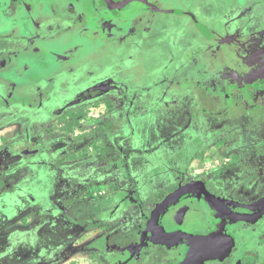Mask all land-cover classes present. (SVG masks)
<instances>
[{
	"label": "flooded vegetation",
	"instance_id": "flooded-vegetation-1",
	"mask_svg": "<svg viewBox=\"0 0 264 264\" xmlns=\"http://www.w3.org/2000/svg\"><path fill=\"white\" fill-rule=\"evenodd\" d=\"M165 1L167 0H0V18L7 19L12 24L10 31L0 32L1 103H35L37 110L53 100V105L47 107L48 110H53L48 118L68 119L65 126L68 135L73 136L74 145L86 136H92L96 141V135L103 128H92L95 124L91 120L86 122L89 128L81 123L82 109H87L84 102L101 96L106 108L116 114L117 104L114 99L117 97L103 94L99 82L108 77L104 73L107 67L119 64L114 65L118 57L120 62L125 61L130 65L132 72L135 66L140 68L146 64L149 67L158 60V43L166 36L170 39L178 34L172 31L178 29L175 19L165 15L177 11V8H170L165 5ZM197 1L200 3V10L195 12L187 9L185 14L198 25L199 15L210 6L229 4L227 8H222L223 14L233 4L239 7L240 22L236 21L237 29L234 34L225 30L221 23L222 16L214 19L212 27V22L208 21L205 23L206 29L202 26L196 30H200L201 35L208 37L211 34L216 37V43L213 38L208 48L223 45L225 65L234 68L241 79L235 84L226 81L227 83L219 85L220 89L212 91L215 101L209 103L204 95H193V90L197 88L195 84L207 92L212 88H208L203 81H187L191 82L189 87L192 90L189 92L191 99L181 103L186 112L179 116V112L169 111L168 118L175 124V128L170 130L165 127L161 131L160 134L172 133L167 134L160 146L175 144L178 155L182 156L178 159L180 162L188 161L191 156L187 165L189 168L205 155L206 147L211 143H223L225 136L235 141L241 140L232 131L225 133L224 130L240 126L244 117L248 122L240 134L242 137L245 135L244 141L247 143L241 146L245 149L234 155L238 159H227V166L213 171L211 176L193 177L192 175L201 174L193 171L187 173L192 177L175 175L166 183L169 188L164 193L157 190L144 198L141 193H135L132 197L124 198V207L121 208L111 206L109 201L114 199L113 194L106 201L109 202L107 207H97L95 200L104 194H110L105 189L99 192L98 184L78 197L69 198L66 206L65 190L61 184L65 179L60 171L58 175L57 169L43 165L42 172L47 173V168H50L49 175L54 173L48 178L51 182L45 186L43 182L34 181L32 193H28L26 197L17 191L16 194L25 201L24 207L28 204L26 200H47L42 226L40 229L37 227L30 240L36 244L42 242L38 237L42 234L47 250H55V259L50 258V264H58L62 258L67 257L64 248L73 243L72 238L74 244L75 240L80 239V233L85 232L81 231L85 220L92 225L90 230L93 235L89 241L94 249L92 264H264V207L259 203L264 199V194L255 196L257 190L264 189V0H243L247 2L243 5L242 0ZM174 3L175 0H172L171 5ZM180 32L184 35L183 29ZM174 56L176 55L171 57ZM40 59L45 63L38 64ZM182 59L183 67L186 63L183 55ZM152 68L156 69L157 65ZM3 69L16 71V77H3ZM77 72V76L72 75ZM61 77L65 79L59 80ZM59 88L62 89V95H53ZM107 100L113 102V108L108 106ZM162 100L166 99L155 97V108ZM222 105L223 108L220 107ZM227 107L230 109L226 110ZM88 109L91 110V107ZM195 109L200 111L195 112ZM151 110L154 112V109ZM149 114L143 113L137 115V118L145 116L144 121L147 123ZM34 116L32 114L30 118ZM18 118L15 117L16 120ZM157 118H161V115L155 119ZM227 119L232 122L230 126L227 125ZM115 121H120V124L114 129L108 128L110 132L124 124L122 119ZM150 122L153 123L152 120ZM31 124L28 126L31 127ZM47 145L48 151L55 148L57 151L63 150L61 157L65 158L64 150L72 144L54 141ZM186 146L190 149L195 147L193 156H186ZM32 149L31 144L28 151ZM75 157L76 151L69 156L70 159ZM47 162L41 163L48 164ZM229 165L239 167V172L235 171L232 175L233 169H227ZM162 168L158 167V170L162 171ZM155 177L159 178L153 179L154 185L161 187L162 182L159 180L163 176ZM189 183H195L197 188L205 187L221 200L223 204L220 209L215 208L199 190H195L181 194L156 215L157 206L180 186ZM52 189L57 192V197L53 200L48 197ZM9 194L6 193L7 196ZM6 198L7 203L0 201V218L16 216L12 207L20 203L18 198ZM86 203H92L94 208L88 209ZM165 234H175V238L165 243ZM188 235L197 237L194 241ZM210 238L214 243H208ZM42 250L40 246H31L25 257L43 258L45 255Z\"/></svg>",
	"mask_w": 264,
	"mask_h": 264
},
{
	"label": "rangeland",
	"instance_id": "rangeland-1",
	"mask_svg": "<svg viewBox=\"0 0 264 264\" xmlns=\"http://www.w3.org/2000/svg\"><path fill=\"white\" fill-rule=\"evenodd\" d=\"M171 2L172 0H167L165 5L170 8H177V11L165 15L175 19L178 29H172V31L178 34L170 39L166 36L162 42L158 43L159 46H156L159 47L160 52L157 53L158 60L153 65H157V68L153 69V65L147 67L146 64H143L140 68L135 66L134 72H132L130 71V65L128 63L127 65L125 61L120 62L118 57L115 59L117 62L114 65L119 64L107 67L104 73L108 77L99 82L103 94H113L114 97H117V99H114L115 104H117L116 114L106 108L105 102L100 99L101 96L84 102L87 109H82L81 123L84 125L91 120L95 124H91V126L93 125L92 128L95 126H102L103 128L102 132H98V135H96V141L92 136L89 137L84 134L86 137L76 143L81 146L74 145L73 136L68 135L67 126H65L68 119L48 118L52 115L53 110H48L47 107L53 105V100H50L47 106L37 110H35V103L5 105L0 101V201L7 203L6 197L20 200L19 204L12 207L16 216L8 215L0 218V264H50V258L55 257V250H47V243L44 244L42 234L38 237L41 239L40 241H43H36L39 242L37 243L39 245L30 240L31 236H34V231H37V227L40 229L42 226L47 200L39 199L33 202L26 200L28 204L24 207L25 201L21 200L20 196L16 194L17 191L21 193V196L26 197L28 193H32L34 191V181H38L37 183L43 182V185L47 186V183L51 182V179L48 178H51L54 174L49 175L50 168L57 169L58 175L60 171V175L65 179V182H61V184L65 190L66 206L69 204V198L78 197L88 188H92L94 184H98L99 192L105 189L110 194L98 197L95 200L97 207L103 205L107 207L106 204L110 202L112 207L121 208L124 207V198L132 197L135 193H141L142 198L157 190L164 193L169 188L166 183L175 175H180V177L211 176L213 171L221 170L223 169L222 166H227V159L229 161L238 159L234 155H237L239 150L245 149L241 147L244 143H247L244 141L245 135L242 137L240 134L244 131V126L248 122V119L244 117L240 121V126H231L224 130L225 133L232 131L234 136L241 137V140L235 141L233 138L225 136L223 143L217 141L211 143L206 147L205 155L193 162L189 168L187 165H189L188 162L191 156L188 161L180 162L178 159L182 156L178 155L175 144L170 143L167 146H160V143L167 138V134L172 133L160 134L161 131H164L165 127L170 128V130L175 128V124L171 123L168 118L169 111L175 110L176 113L179 112V116L180 113L186 112L185 106L181 103H184L188 98L191 99L189 95L192 90L189 87L191 82L187 83V81H193L194 83L203 81L208 88H212L207 92L198 87V84H195L197 88L193 90L195 91L193 95H204L205 100L209 103L215 101L216 97L212 91L219 88V85L227 83L226 81L235 84L241 79V75L234 68L225 65L222 56L223 45L217 44L219 46H216L217 48H208L213 38L216 43V37L211 34L208 37L201 35V31L196 30L197 27L198 29L202 26L205 27V23L208 21L212 22V27V24L215 23L214 19L217 16H222L221 23L225 26V30H229L230 34H234L237 29L236 21L239 20L240 22L239 7L237 8L233 4L230 7L231 9L223 14L222 8L224 6L227 8L229 4L225 3L224 5L223 3L224 6L221 7L210 6L206 12L203 11L199 15L198 22L200 24L198 25L196 21L190 20L185 11L187 9H192L195 12L199 11L201 8L199 1L179 0L178 2V0H175L173 5H171ZM246 3V1H241V5ZM230 5L232 4L230 3ZM11 28L10 21L0 18V32L10 31ZM187 28L188 31H185ZM181 29L184 30V35L180 32ZM174 54L176 56L171 57ZM182 55L186 61L183 67L181 66L184 61ZM88 62L90 63L88 68H90L91 61ZM37 63L42 65L45 61L40 59ZM2 71L3 75H1L5 78H13L17 75L16 71L4 69ZM79 72L72 73V75L77 76ZM63 79L65 78L61 77L59 80ZM1 85L0 83V87ZM61 91L62 89L59 88V91H54L53 95L61 96ZM155 97L156 99L163 97L166 100L160 101L159 106L155 108L157 103L153 101ZM88 107H91V110ZM220 107L223 108V105ZM228 108L230 109V107H227L226 110H229ZM151 109H154V112ZM199 111V109H195V112ZM23 112H27V115ZM143 113H150L148 116L149 122L144 121L145 116H138L139 118H137V115ZM32 114H35L34 118H30ZM159 115H161V118L155 119ZM15 117H19L18 120ZM113 118L115 120L122 119L124 124L110 132L106 122L113 121ZM151 120L153 123L150 122ZM30 123H32L31 127L28 126ZM231 123L227 119V125L230 126ZM85 127L89 128V125L86 124ZM54 141H64L67 145L72 144L64 150L65 158L61 157L63 150L57 151L55 148L48 151L47 144ZM90 142L92 143L90 144ZM31 144L34 149L28 151ZM186 147L189 148V150L188 148L185 150L186 156L190 154L193 156L195 147L191 149L189 146ZM182 149L184 148L182 147ZM74 151H76L77 157L70 159L69 156ZM60 158L62 159L60 160ZM42 161H48V164H42ZM43 165L50 167L47 168L48 174L42 172ZM233 166L229 165L227 168L233 169L232 175L235 171L239 172L240 170L239 167L234 168ZM158 167H163L162 171L161 169L159 171ZM175 171H179V173ZM192 171L201 174L192 176L187 174ZM155 176H163L159 180L162 182L161 187L154 185L153 179L159 178ZM49 186H52V184ZM262 190H257L255 196L264 194V191L261 192ZM6 193H10L9 196ZM112 194L115 196L114 199L106 203ZM48 197L51 200L56 198V190L52 189ZM92 203H86L88 209L94 208ZM90 227H92L91 222L85 220V224L81 229L85 232L80 233V239L75 240V244L74 238L71 239L73 243L64 248L67 257L60 259L61 261L58 264L93 263L94 249L89 244L93 232ZM31 246H40L45 256L43 258L25 257L26 251L28 248L31 250Z\"/></svg>",
	"mask_w": 264,
	"mask_h": 264
},
{
	"label": "water",
	"instance_id": "water-1",
	"mask_svg": "<svg viewBox=\"0 0 264 264\" xmlns=\"http://www.w3.org/2000/svg\"><path fill=\"white\" fill-rule=\"evenodd\" d=\"M195 190H199L201 192V194H204L206 196V199L215 207L220 209V207L222 206V202L221 200H219L215 195H213L212 193H210L205 187H201V188H197L195 183H189L185 186H180L178 190H176L175 192H173L172 194H170L163 203H161L159 206H157L156 208V215H159L160 212L162 210H164L165 208H167L171 203H173L179 196H181V194L187 193V192H192ZM263 207H264V199L260 200L259 202ZM154 215V216H156ZM175 234H165L164 238H163V242L165 243H169L170 241L173 240V238H175L174 236ZM188 237H190V239L195 241V238L197 236L194 235H188ZM193 241V242H194Z\"/></svg>",
	"mask_w": 264,
	"mask_h": 264
},
{
	"label": "trees",
	"instance_id": "trees-1",
	"mask_svg": "<svg viewBox=\"0 0 264 264\" xmlns=\"http://www.w3.org/2000/svg\"><path fill=\"white\" fill-rule=\"evenodd\" d=\"M107 104H108V106H109L110 108H113V107H114L113 102L110 101V100H107ZM118 124H120V121H119V123L116 122V121H111V122L108 121V122H107V128H109V129H114Z\"/></svg>",
	"mask_w": 264,
	"mask_h": 264
},
{
	"label": "snow or ice",
	"instance_id": "snow-or-ice-1",
	"mask_svg": "<svg viewBox=\"0 0 264 264\" xmlns=\"http://www.w3.org/2000/svg\"><path fill=\"white\" fill-rule=\"evenodd\" d=\"M209 244L214 243V241L210 238V240L208 241Z\"/></svg>",
	"mask_w": 264,
	"mask_h": 264
}]
</instances>
